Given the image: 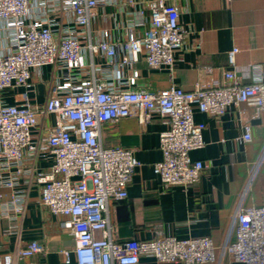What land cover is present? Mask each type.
Returning a JSON list of instances; mask_svg holds the SVG:
<instances>
[{
	"label": "built area",
	"instance_id": "obj_1",
	"mask_svg": "<svg viewBox=\"0 0 264 264\" xmlns=\"http://www.w3.org/2000/svg\"><path fill=\"white\" fill-rule=\"evenodd\" d=\"M100 1L58 0L62 11L71 12L72 24L54 30L44 19H27L29 0H0V19L13 31V49L0 55V92L29 86L33 69L44 65L60 69L42 107L28 100L14 104L0 100V187L13 188L7 202L0 193L1 214L22 209L23 195L16 185L25 173L40 185L41 203L65 218L63 224L74 241V262L64 250V264H139L141 256L185 263L219 262L227 256L244 264H264V204L237 207L230 221L233 237L220 243L207 236L117 239L110 205L127 197L140 162L132 148L104 146L102 127L126 117L147 123L160 116L165 128L159 133L161 159L153 164V171L166 187L190 185L205 168L201 160L190 157L191 150L204 146L205 124L194 120V110L219 118L243 103L264 112V76L240 84L234 70H225L226 82L209 76V81L191 90L175 85L158 91L134 89L139 71L132 69L124 78L125 67L143 57L151 68L172 69L175 53L184 47L186 31L179 24V9L164 0L149 4V23L141 35L130 29L121 43L105 39L89 44L91 53L108 58L110 76L123 88L95 73L83 75L80 28L88 24ZM118 52L122 56L115 64ZM236 52L233 48L228 53L230 65ZM204 72L211 75L214 68L206 67ZM47 116L53 122L48 123ZM242 138L250 140L247 126ZM44 153L52 159L47 169L22 167L25 160ZM251 178L252 174L248 181ZM45 252L32 240L16 256L24 259Z\"/></svg>",
	"mask_w": 264,
	"mask_h": 264
},
{
	"label": "crops",
	"instance_id": "obj_2",
	"mask_svg": "<svg viewBox=\"0 0 264 264\" xmlns=\"http://www.w3.org/2000/svg\"><path fill=\"white\" fill-rule=\"evenodd\" d=\"M154 0H101L82 33V54L86 63L83 75L95 73L116 88H123L110 76L108 58L91 53L90 43L107 40L124 41L132 29L141 35L150 17L149 4ZM179 9V24L186 31L184 47L175 53L172 69L151 68L140 57L124 68V78L132 69L139 71L134 89L158 91L171 85L185 90L209 81L210 77L226 82L225 70H234L237 83L244 84L264 76V0H164ZM27 19L41 18L55 29L72 24L71 12L62 11L58 0H29ZM107 32V35H104ZM13 31L0 19V55L13 49ZM237 48L234 65L228 53ZM118 52L113 63L120 61ZM206 67L214 68L209 75ZM60 76L58 66L44 65L33 69L30 85L0 92V100L14 104L28 100L42 107L50 84ZM119 85V86H118ZM196 122H203L204 146L190 151L193 160L205 163L199 178L190 185L166 187L153 171L161 159L159 133L165 128L162 118L154 115L147 123L135 117L120 119L114 126H104L100 139L104 146L119 144L134 150L140 162L128 187L127 197L113 201L110 217L117 239H151L156 235L176 238L210 237L220 243L233 237L230 221L237 207L264 204V112L238 104L217 118L194 110ZM53 122L52 116L45 119ZM245 126L250 140H243ZM261 159L259 160L260 156ZM259 160V161H258ZM51 156L44 153L25 160L22 167L47 169ZM255 168V169H254ZM252 174L251 180L248 181ZM23 195L21 210L1 214L0 264H64L63 251L74 262L73 237L63 224L64 217L52 213L41 203L40 185L27 174L16 185ZM13 188L0 187L2 201L11 199ZM46 248L45 253L18 259L16 253L30 241ZM139 264H244L230 257L219 262H159L141 256Z\"/></svg>",
	"mask_w": 264,
	"mask_h": 264
}]
</instances>
